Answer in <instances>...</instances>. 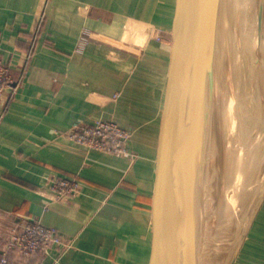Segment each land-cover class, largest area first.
<instances>
[{
    "label": "crops",
    "instance_id": "0c3cea01",
    "mask_svg": "<svg viewBox=\"0 0 264 264\" xmlns=\"http://www.w3.org/2000/svg\"><path fill=\"white\" fill-rule=\"evenodd\" d=\"M176 3L0 0V59L17 80L0 100V240L27 217L71 242L29 258L12 251L10 264H150ZM98 119L132 130L136 157L62 135ZM49 177L76 178L80 193L57 200ZM233 264H264V197Z\"/></svg>",
    "mask_w": 264,
    "mask_h": 264
},
{
    "label": "water",
    "instance_id": "95a60500",
    "mask_svg": "<svg viewBox=\"0 0 264 264\" xmlns=\"http://www.w3.org/2000/svg\"><path fill=\"white\" fill-rule=\"evenodd\" d=\"M220 2L177 0L176 3L171 69L152 202L150 264H208L209 230L216 208V200L213 201L216 192L212 189L216 182L214 170L218 174L224 165L226 145L225 133L222 139L217 138L216 132L218 67H214L213 29L219 21ZM256 96L261 98L257 131L262 136L264 89ZM214 145L219 147L222 159L214 156L211 149ZM263 157L264 153L258 158ZM263 173L260 177L249 174L241 196L245 212L220 264H233L236 259L264 197ZM211 190L212 201L206 196Z\"/></svg>",
    "mask_w": 264,
    "mask_h": 264
},
{
    "label": "bare ground",
    "instance_id": "6f19581e",
    "mask_svg": "<svg viewBox=\"0 0 264 264\" xmlns=\"http://www.w3.org/2000/svg\"><path fill=\"white\" fill-rule=\"evenodd\" d=\"M220 3L213 39L215 31L223 25L231 45L228 56H234L235 60L239 94L236 107L226 113L216 105L217 138L223 139L225 133L226 145L224 165L218 174L214 170L215 198L213 190L206 195L211 201L216 200L209 230L208 264H220L223 259L237 222L245 212L241 196L249 174L260 177L264 166V157L258 158L264 153V134L258 136L261 98L256 96L264 89V0H221ZM214 65L218 67L216 58ZM212 149L214 156L221 158L219 147L214 145Z\"/></svg>",
    "mask_w": 264,
    "mask_h": 264
},
{
    "label": "built area",
    "instance_id": "2783aa9c",
    "mask_svg": "<svg viewBox=\"0 0 264 264\" xmlns=\"http://www.w3.org/2000/svg\"><path fill=\"white\" fill-rule=\"evenodd\" d=\"M16 81L12 67L0 59V100ZM62 135L91 150L130 159L136 157L129 149L133 131L114 120L75 122ZM46 183L60 201L76 196L81 189L76 178L49 177ZM53 247L64 252L71 247V242L55 227L33 218L16 217L0 240V264H10L9 256L15 250L29 258L35 254H46Z\"/></svg>",
    "mask_w": 264,
    "mask_h": 264
},
{
    "label": "rangeland",
    "instance_id": "374dc122",
    "mask_svg": "<svg viewBox=\"0 0 264 264\" xmlns=\"http://www.w3.org/2000/svg\"><path fill=\"white\" fill-rule=\"evenodd\" d=\"M152 32H154L151 35L153 40H156L157 42H162L164 40L163 31L154 28ZM214 50L215 58L218 63V75L216 74L217 77L215 83L216 96H218L216 99V105L222 107L226 113L236 107L239 87L234 56H228V53H231L229 36L223 25H220L218 32L215 31L214 33ZM261 169L260 171L263 173L264 167H261Z\"/></svg>",
    "mask_w": 264,
    "mask_h": 264
}]
</instances>
